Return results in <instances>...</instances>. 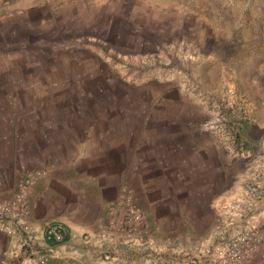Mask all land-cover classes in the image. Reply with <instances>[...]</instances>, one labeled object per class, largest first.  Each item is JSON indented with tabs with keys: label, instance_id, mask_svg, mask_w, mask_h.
Instances as JSON below:
<instances>
[{
	"label": "rangeland",
	"instance_id": "rangeland-1",
	"mask_svg": "<svg viewBox=\"0 0 264 264\" xmlns=\"http://www.w3.org/2000/svg\"><path fill=\"white\" fill-rule=\"evenodd\" d=\"M9 6V0L0 3V7ZM92 14L101 18L90 19L88 24L80 21L75 30L61 35L64 41L78 39L79 42L73 47L65 44L61 49L51 48L50 56L58 60L65 56L79 59L75 68L88 74L87 80L81 82L90 90V99L101 113L100 121L105 126H110L108 112L113 109L120 115L126 109V120L132 126H147L148 143L144 151H150L151 137L159 124L165 128L162 133L173 134L184 141L197 139L194 140L197 148H209L207 143H216L221 162L216 161L212 175L205 179L199 176V181L203 184L221 180L222 191L221 200L215 203L218 213L209 210L207 224L193 226V229L187 225L174 226L176 236L170 240L158 229L157 233L151 230L147 215L121 186L114 204L96 220L98 229L93 239L100 244L109 242L114 247L143 248V254L148 252L147 259L159 264H182L200 247L215 241L218 232L230 231L245 218L264 214V135L257 144L241 136L244 124H257L264 129V0H104L100 8H93ZM38 18L37 15L30 17L28 28L31 31L24 27L21 33L24 41L38 35L35 33L41 26ZM157 77L164 80L163 89L166 84L170 86L171 96H166L164 91L158 98L153 97L149 89ZM75 78L73 83H76ZM36 79V76H28L31 84ZM0 85L6 87L9 94L16 95V89L6 80L0 78ZM181 89L183 94L173 97L179 95L173 91ZM118 104L126 106L117 109ZM177 107L181 109L175 112ZM134 113L141 118L136 119ZM62 115L66 113L63 111ZM104 128L111 130V126ZM82 139L83 136L67 149L77 154L83 149ZM19 145L16 148L21 153L23 149ZM130 149L133 150V145ZM15 158L8 160L3 154L0 159V172L15 175L14 178L11 175L13 181L0 191V206L11 200L21 173L47 172L44 164L30 161L21 166ZM185 158L188 163L184 167L195 169L189 162L192 153L188 152ZM106 164L99 167L104 169ZM124 169L125 165L120 166V170ZM124 193L139 210L143 230L140 235L130 237L114 230L112 237L113 230L107 229L102 238L112 217L110 212ZM3 195L6 198H1ZM2 215L4 223L14 222L11 215ZM44 233L45 230L41 236Z\"/></svg>",
	"mask_w": 264,
	"mask_h": 264
},
{
	"label": "crops",
	"instance_id": "crops-1",
	"mask_svg": "<svg viewBox=\"0 0 264 264\" xmlns=\"http://www.w3.org/2000/svg\"><path fill=\"white\" fill-rule=\"evenodd\" d=\"M4 1L8 0L0 3ZM9 1V7H0V78L17 92L9 94L0 85V145L5 146L0 149V159L3 154L8 160L15 156L21 166L37 161L45 165L47 172L28 191V216L20 223H5L14 233L0 232L1 260L10 263L15 253L27 260L48 254L46 264H159L147 259L148 252L143 254V248L114 247L109 242L95 241L96 220L106 214L124 186L137 207L147 215L151 230L165 233L170 240L176 236L174 226L187 225L193 229L207 224V212L218 213L215 203L222 198L221 180L201 184L199 176L207 178L212 175L216 161L220 164L216 143H207L209 148H197L198 143L194 141L197 139L184 141L162 133L165 128L159 124L151 137L152 147L146 152L143 148L148 143L147 126L138 127L139 130L136 125L132 126L126 120V109L124 116L116 109L110 110L111 130H105L104 127L110 126L100 121L102 116L90 99V90L81 82L87 80L88 74L75 68L79 59L65 56L58 60L50 56L51 48L61 49L65 44L73 47L79 42L78 39L64 41L61 35L75 30L80 21L88 24L90 19L99 20V15L92 14L93 8H100L104 0ZM35 15L41 26L35 32L38 35L26 42L21 33L24 27L30 30V17ZM80 60L88 62V59ZM155 73L157 76L158 72ZM30 75L36 76L37 85L28 80ZM171 80L174 81L172 76ZM163 82L157 77L155 84H151L149 91L153 97L158 98L164 91L166 96H171L170 86L161 87ZM174 92L179 95L173 97H178L183 89ZM9 95L14 98L9 99ZM125 106L118 104L116 108ZM180 109L177 107L175 112ZM63 111L66 115H62ZM134 114L136 119L141 118L138 113ZM81 135L83 149L73 154L67 148ZM17 144L23 152L17 150ZM202 144L205 145L204 139ZM188 152L192 153L189 162L195 169L184 167ZM104 164L110 172L99 167ZM122 165L126 169L120 170ZM199 172L202 173L199 175ZM6 173L0 172V191L15 176L14 172ZM48 225L58 228L60 241L40 238Z\"/></svg>",
	"mask_w": 264,
	"mask_h": 264
},
{
	"label": "built area",
	"instance_id": "built-area-1",
	"mask_svg": "<svg viewBox=\"0 0 264 264\" xmlns=\"http://www.w3.org/2000/svg\"><path fill=\"white\" fill-rule=\"evenodd\" d=\"M45 175L46 172L42 171L23 172L19 175L11 200L0 206V231L8 235L14 233L4 223L2 214L11 215L15 223H20L29 213V189ZM110 213L112 217L101 235L102 238L107 229L113 230L112 237L114 230L122 231L126 237L141 234L144 221L129 195L124 193ZM216 237L215 241L200 247L193 257L186 258L182 264H264V214L247 217L230 231L218 232ZM43 238L59 241L61 236L57 227L48 225ZM48 258L47 254H40L27 260L28 258L23 259L14 253V261L5 263L0 258V264H46Z\"/></svg>",
	"mask_w": 264,
	"mask_h": 264
},
{
	"label": "water",
	"instance_id": "water-1",
	"mask_svg": "<svg viewBox=\"0 0 264 264\" xmlns=\"http://www.w3.org/2000/svg\"><path fill=\"white\" fill-rule=\"evenodd\" d=\"M264 135V129L257 124H244L241 136L247 141L257 144Z\"/></svg>",
	"mask_w": 264,
	"mask_h": 264
}]
</instances>
